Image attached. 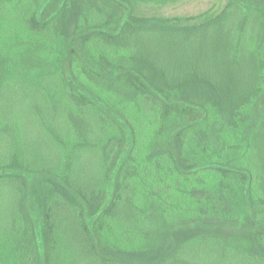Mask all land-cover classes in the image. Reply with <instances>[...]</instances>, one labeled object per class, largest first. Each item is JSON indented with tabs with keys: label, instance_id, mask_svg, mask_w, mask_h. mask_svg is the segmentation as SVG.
Listing matches in <instances>:
<instances>
[{
	"label": "rangeland",
	"instance_id": "obj_1",
	"mask_svg": "<svg viewBox=\"0 0 264 264\" xmlns=\"http://www.w3.org/2000/svg\"><path fill=\"white\" fill-rule=\"evenodd\" d=\"M229 1L0 0V263L26 264L31 222L44 261L46 215L58 202L62 216L64 206L82 211L111 264L167 252L177 253L169 264H264V149L254 138L264 80L248 100L244 59L210 26ZM253 4V49L247 43L259 51L264 0ZM211 79L232 100L221 119L205 91ZM102 170L105 197L92 210L102 199L85 193L98 189ZM240 199L243 222L215 223L222 209L238 217ZM163 212L177 221L209 212L212 222L159 237Z\"/></svg>",
	"mask_w": 264,
	"mask_h": 264
},
{
	"label": "trees",
	"instance_id": "obj_2",
	"mask_svg": "<svg viewBox=\"0 0 264 264\" xmlns=\"http://www.w3.org/2000/svg\"><path fill=\"white\" fill-rule=\"evenodd\" d=\"M256 22H257V13L253 4V0H230L224 11L210 22V26L212 24L213 29H216L217 31L220 46L224 50L232 54L240 55L244 59V61L242 60V63L244 65V69L249 74L247 94H246V98L248 100L253 95H255V93L260 89L259 87L261 86L264 80L263 78L264 43L259 51L251 50L253 49V46L251 45L254 39L253 32L254 33L257 32ZM244 24H246V27H244ZM240 39L244 41L241 42ZM247 42L251 45V49ZM248 52L251 53V56L248 55ZM205 91L209 95V98L213 100V103H215L219 109L217 118L219 117L221 119V117H225L226 114L225 108L227 107L228 104H230V102H232V100L229 99L227 96L223 95L222 88L218 83L216 85L213 82V79H211L208 84H205ZM159 94L162 95L163 98H167L166 96L163 95V93L159 92ZM73 98L76 103L82 101L88 104L87 100H85L84 98H78L75 94L73 95ZM182 109H180L179 113L174 112V114L172 115V117L173 116L174 117L173 118L170 117L171 120L169 119L170 123L174 125L173 128L177 127L176 125L177 118H179L181 114H184ZM180 128L183 131L184 129H186L185 126H180ZM187 131L188 130L186 129L183 139V147L185 146L186 142L189 140V138H186ZM179 135L182 137L183 134L179 133ZM262 136H264V116L261 125L256 131L254 137L256 140L255 148L259 151L264 149V147L261 146V142H260V138ZM199 146L200 145H198L197 147ZM178 157L180 158L181 155H178ZM195 157H197V155ZM214 171L216 172V174H219L220 172L217 171L216 168ZM224 173L227 175L229 172L224 170ZM234 173L237 172L234 171ZM192 174L194 175L195 172H192ZM179 175L180 177L178 176L177 178L182 179L183 176L186 175V173H184L182 176L181 170L179 169ZM226 179L230 180V178H226ZM107 181H108V175L106 171L102 170V175L98 180V186H97L98 189L92 193H88V194L87 192L85 193L86 200H88V202L91 199H95V198L102 199L99 204L96 205L90 204L92 210L93 209L97 210L99 209V207L102 206L105 197L104 191L106 189ZM246 183L247 181L242 183L243 184L241 187L242 192L245 191L244 185ZM76 189L80 192H83L81 188H76ZM244 202L245 201H243L242 199L238 201V206H239L238 208L240 209L238 211L239 218L236 216L235 210L233 208L229 212V214L228 213L226 214V217L224 216L225 210L223 209L221 210L222 214H211V216L217 217L218 220L215 223H219L221 225H224L225 227L227 226L229 227V224H231L232 222L235 223L236 221L237 224H239L241 221L243 222V219L246 217L245 215H248L249 212L248 206L244 205ZM57 203L58 202L55 203L56 207L53 206L50 207L46 215L44 261L39 248L38 239L35 231V225L33 222L30 223V226L26 231L25 260L27 264H61V262L63 263L71 262V264H75L77 261H81V260L80 258H77L76 255H75V259L70 257L69 250L73 252V249L74 252H78V253L83 252L84 261L87 262L88 260L87 263L85 262L86 264H111L112 263L111 260L104 258L99 254V252H97L98 251L97 241L95 240V237H93L92 231L90 230L87 221L84 220V215L82 211L81 210L78 211V209L74 210L71 207L64 206V213L62 216L61 214L62 206L59 205V203L58 204ZM116 204L117 203L115 202L114 206H116ZM233 204L234 203H232V205ZM207 213L209 214V212ZM207 213L205 214V217H200L199 215H196V216H189L187 217V219L184 220L183 218H180L181 220L177 221L176 218L178 216H175L173 220L170 218L171 215L169 214L166 215L165 212H163L162 218L164 219V222L162 223L161 228L159 230L161 231L159 233V237L161 236V234L164 233L163 232L164 230H166L167 228L169 229L172 227H177L178 224L194 222L192 226L199 227L197 224H201V223H199L198 221L202 222L203 220H206L208 222H212L210 221L212 217H210V215H208ZM79 216L81 218H79ZM197 216L199 218H197ZM65 230L67 236L65 235L64 232ZM212 235L214 236V234ZM228 237L232 239L233 237L236 236L233 235V232H231L230 235L228 234ZM236 238H237L236 240H239L240 236ZM251 240L252 239H250V242ZM176 255H177L176 252L170 254L167 252V254H162L161 256H158L157 259L151 261V263H143V264H169L172 261L173 257ZM0 264H11V261H2Z\"/></svg>",
	"mask_w": 264,
	"mask_h": 264
},
{
	"label": "flooded vegetation",
	"instance_id": "obj_3",
	"mask_svg": "<svg viewBox=\"0 0 264 264\" xmlns=\"http://www.w3.org/2000/svg\"><path fill=\"white\" fill-rule=\"evenodd\" d=\"M29 226H30V223H27L26 225H25V228H24V258H25V247H26V231H27V229L29 228ZM25 262H26V260H25ZM26 264H27V262H26Z\"/></svg>",
	"mask_w": 264,
	"mask_h": 264
}]
</instances>
